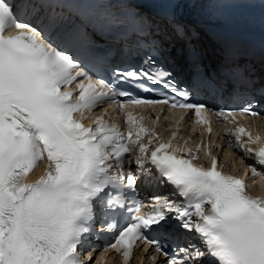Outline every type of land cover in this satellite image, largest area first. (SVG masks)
<instances>
[{"label":"snow or ice","instance_id":"6c2138e0","mask_svg":"<svg viewBox=\"0 0 264 264\" xmlns=\"http://www.w3.org/2000/svg\"><path fill=\"white\" fill-rule=\"evenodd\" d=\"M77 8L0 0V264H85L90 237L102 234L97 225L115 232L105 247L123 264L139 245L152 250V264H264V196L220 168L212 154L219 146L173 143L177 132L165 141L144 124L152 117L126 111H181L208 133L213 118L233 125L228 147L254 158L249 167L259 174L264 139L239 123L262 115L242 53L225 45L209 71L191 29L140 7L143 54L125 55L122 46L114 54L116 21L94 13L92 0ZM109 109L126 131L109 122ZM201 152L210 166L198 162ZM185 233L199 243H180Z\"/></svg>","mask_w":264,"mask_h":264},{"label":"bare ground","instance_id":"6f19581e","mask_svg":"<svg viewBox=\"0 0 264 264\" xmlns=\"http://www.w3.org/2000/svg\"><path fill=\"white\" fill-rule=\"evenodd\" d=\"M227 12L229 14L230 17H233V18H236L238 19V24H241V20L246 17V16H249V17H255L257 19H260V20H263L264 19V6L262 5H259V2L257 4H253L251 2H248V1H244V2H241V3H238L236 4V7L234 9H227ZM251 28V24L250 23H247L244 27L245 31H248L250 30ZM253 31H255L254 29L251 30L252 33H254ZM261 34H256L254 37L258 38V39H261L259 42H256L257 45H259L260 43L264 42V30L262 31H257ZM169 119H176L177 115L176 114H167L166 115ZM187 120V118H186ZM158 123H161V121H159ZM144 124L147 126V127H155L157 126V124L153 125V124H149L146 122V120L144 121ZM213 126H220L221 130H214L212 134H210L209 138L210 141H208V143L210 142L211 145H218L219 147H212V154L215 155L216 157H219L221 155V149L224 148V151L225 153L223 154V159L221 160V162L224 164L225 161L228 162L229 160L232 162L233 160H235L236 156L233 157V149L230 150L231 148L228 147V143L230 141V139H232L231 136H228L226 135L225 137V134L227 132V130L229 128H231L232 126L231 125H217L215 124L214 122H212ZM258 124V127H260L261 129H256L258 127H256V125ZM257 124H256V121H253L251 122V124L248 125V128L249 129H252V130H255V133H258L259 135H261L263 138H264V120H259L257 121ZM174 128H181L180 130H173V132H177V141H181V145L184 144L185 141H189L190 138L194 139V140H191L189 141V146H192L193 142H196L198 141V137H202V138H206L207 135H203V134H197V133H194L192 134V131L189 130V125L188 124H181V125H175ZM162 129L157 127L155 128V131L160 132ZM172 133H163L161 135V138L165 141L169 140L172 136ZM202 133V132H201ZM178 139H181V140H178ZM173 143H176L175 141H173ZM196 144H199V143H196ZM203 153V152H202ZM208 158V157H207ZM254 160V158H253ZM226 164V163H225ZM250 164V163H249ZM233 166H235V164H233ZM245 169H244V166H243V173L242 175L240 176L242 179L244 178L245 174ZM258 186H259V194L260 195H263L264 194V185L261 184V183H258ZM111 260V259H110ZM111 263V261H110ZM108 264V263H107ZM112 264H115V262L112 260Z\"/></svg>","mask_w":264,"mask_h":264},{"label":"rangeland","instance_id":"374dc122","mask_svg":"<svg viewBox=\"0 0 264 264\" xmlns=\"http://www.w3.org/2000/svg\"><path fill=\"white\" fill-rule=\"evenodd\" d=\"M237 155L241 156V158L239 159V157H236L235 160H233L232 162L229 160L228 163H230L231 165L235 164V167H233V169L235 171L240 172L242 170V165L244 164V162L247 161V159L242 158V154L239 153V150L237 151ZM233 157H235V154H233ZM249 160H251V159H249ZM258 171H259V174H253V171L251 170V174L253 176V180H252L253 185L258 184V183L264 184V169H261L259 167Z\"/></svg>","mask_w":264,"mask_h":264}]
</instances>
